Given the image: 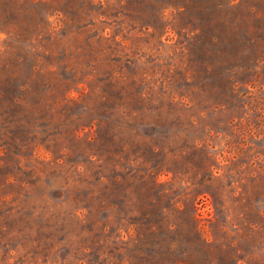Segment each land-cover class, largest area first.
<instances>
[{
	"label": "rangeland",
	"instance_id": "374dc122",
	"mask_svg": "<svg viewBox=\"0 0 264 264\" xmlns=\"http://www.w3.org/2000/svg\"><path fill=\"white\" fill-rule=\"evenodd\" d=\"M0 264H264V0H0Z\"/></svg>",
	"mask_w": 264,
	"mask_h": 264
},
{
	"label": "built area",
	"instance_id": "2783aa9c",
	"mask_svg": "<svg viewBox=\"0 0 264 264\" xmlns=\"http://www.w3.org/2000/svg\"><path fill=\"white\" fill-rule=\"evenodd\" d=\"M201 205H203V206H207V205H206V202H201V203H200V206H201Z\"/></svg>",
	"mask_w": 264,
	"mask_h": 264
}]
</instances>
